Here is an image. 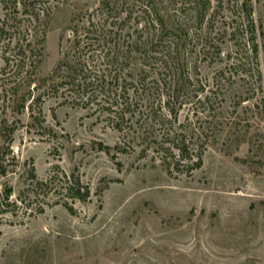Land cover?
I'll list each match as a JSON object with an SVG mask.
<instances>
[{
	"label": "rangeland",
	"instance_id": "obj_1",
	"mask_svg": "<svg viewBox=\"0 0 264 264\" xmlns=\"http://www.w3.org/2000/svg\"><path fill=\"white\" fill-rule=\"evenodd\" d=\"M103 1L0 0V83L5 58L27 28L30 38L46 34L42 78L62 60L76 17L130 42L155 33L146 30L145 0H109L111 8L102 11ZM154 1L171 27L188 33L187 74L199 99L185 105L180 123L216 127L204 166L171 175L154 149L141 158L139 144L108 155L99 144L114 149L124 138L107 114L96 112V104L86 109L45 97L43 128L30 112L19 118L18 167L0 176V192L13 187L16 201L34 167L42 181L80 176L92 197L69 200L76 215L54 193L42 215L0 208V264H264V0ZM206 97L212 103L201 105Z\"/></svg>",
	"mask_w": 264,
	"mask_h": 264
},
{
	"label": "trees",
	"instance_id": "obj_2",
	"mask_svg": "<svg viewBox=\"0 0 264 264\" xmlns=\"http://www.w3.org/2000/svg\"><path fill=\"white\" fill-rule=\"evenodd\" d=\"M112 4L109 0L103 1L102 11L110 9ZM116 6L113 11L118 9ZM143 8L146 18L151 20L146 30H155L143 42L126 41L120 31L110 32L104 25L97 26L91 18L89 25H81L76 17L70 39L62 46V60L44 78L38 70L44 58L46 34L37 31L30 38V29L25 30L24 37L5 58L6 75L0 83V97L4 99V106L0 107V176L7 178L16 174L18 164L13 144L22 122L19 118L30 112L34 123L44 127L45 97L62 98L65 105L86 109L96 104V112L107 114L110 126L124 138L122 145L114 149L99 144L100 150L108 155L113 150L129 153L139 144L144 147L141 158H147L154 149L171 175L192 174L204 166L206 145L210 140L216 142V127V130L204 129L190 121L188 125L180 123L185 105L199 99L198 90L187 74V30L171 27L154 0H145ZM34 21L40 23L39 18ZM252 31L256 33L255 25ZM254 52L258 54V45H254ZM150 76L152 80L148 81ZM211 101L206 97L205 102L200 99L199 103L207 105ZM12 114L15 119H11ZM63 180L56 175L42 181L33 167L28 173L26 188L16 201L12 199L16 193L13 187L6 186L0 192V208L6 207L5 212L14 215L21 210L30 216L42 215L54 193L61 195L57 204L76 215L69 200L87 203L92 192L76 174H64Z\"/></svg>",
	"mask_w": 264,
	"mask_h": 264
}]
</instances>
